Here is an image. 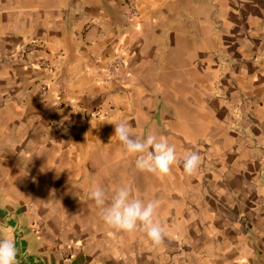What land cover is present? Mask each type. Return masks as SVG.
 Here are the masks:
<instances>
[{"label": "crops", "instance_id": "crops-1", "mask_svg": "<svg viewBox=\"0 0 264 264\" xmlns=\"http://www.w3.org/2000/svg\"><path fill=\"white\" fill-rule=\"evenodd\" d=\"M124 3L0 0V238L18 264H264V0ZM121 121L175 145L168 175L135 168ZM122 183L160 244L99 220L90 189Z\"/></svg>", "mask_w": 264, "mask_h": 264}, {"label": "clouds", "instance_id": "clouds-1", "mask_svg": "<svg viewBox=\"0 0 264 264\" xmlns=\"http://www.w3.org/2000/svg\"><path fill=\"white\" fill-rule=\"evenodd\" d=\"M112 123L114 136L135 157L134 164L138 171L163 177L178 163L175 145L166 136L153 132L137 135L128 122ZM200 164L201 157L197 152L188 153L182 159L186 175L194 174ZM89 198L96 208L99 220L106 228L117 232H133L142 228L147 240L153 245L163 241L164 230L155 219V201H145L139 195H134L129 184L115 186L111 192L95 185L89 191ZM17 251L14 233L0 238V264H18Z\"/></svg>", "mask_w": 264, "mask_h": 264}, {"label": "built area", "instance_id": "built-area-1", "mask_svg": "<svg viewBox=\"0 0 264 264\" xmlns=\"http://www.w3.org/2000/svg\"><path fill=\"white\" fill-rule=\"evenodd\" d=\"M136 1L137 0H125V8L126 12L130 17L136 16L137 15V8H136ZM27 49H21L18 52V55L26 53ZM35 64L38 66H44L46 67V61L43 59L38 60ZM123 60L121 58H114L111 61H109L105 67H104V72L105 75L103 77V80H108L111 76L115 75L119 69L123 66ZM41 90L42 92H46L47 88L45 85H41ZM82 119L81 115L77 113H73L69 119L65 122V126L69 129H72L75 127L76 123Z\"/></svg>", "mask_w": 264, "mask_h": 264}]
</instances>
